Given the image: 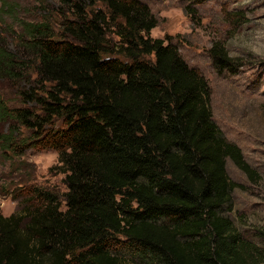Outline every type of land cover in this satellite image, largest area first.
Segmentation results:
<instances>
[{
	"label": "trees",
	"instance_id": "obj_1",
	"mask_svg": "<svg viewBox=\"0 0 264 264\" xmlns=\"http://www.w3.org/2000/svg\"><path fill=\"white\" fill-rule=\"evenodd\" d=\"M60 1L58 32L27 23L24 50L0 47V75L37 76L22 107L0 95V120L13 121L5 148L24 127L21 153H58L67 190L34 189L24 213L0 212V264H121V248L145 264H264L229 216L244 186L227 160L259 176L216 123L205 76L151 35L159 21L141 0ZM211 56L230 65L218 46Z\"/></svg>",
	"mask_w": 264,
	"mask_h": 264
},
{
	"label": "rangeland",
	"instance_id": "obj_2",
	"mask_svg": "<svg viewBox=\"0 0 264 264\" xmlns=\"http://www.w3.org/2000/svg\"><path fill=\"white\" fill-rule=\"evenodd\" d=\"M141 1L159 21L151 35L175 44L189 66L208 80L216 123L258 173L259 178L252 181L227 160L230 179L244 186L235 189L234 210L229 216L244 239L264 247V0ZM64 10L60 0H0V47L11 52L24 50L27 23L47 20L57 31ZM215 46L231 60L222 70L211 56ZM29 73L14 80L0 75V95L10 108L22 107L20 89L33 85L27 84V78H37L35 72ZM12 124L7 118L0 120V212L4 216L24 213L34 202V189L55 193L61 200L67 190L64 174L55 167V150L31 144L20 152L24 149L21 141L31 139L30 131L22 127V134L13 133L17 147L5 148L2 137L10 133ZM61 209L66 210L63 202ZM119 257L121 264L146 263L145 257L124 248Z\"/></svg>",
	"mask_w": 264,
	"mask_h": 264
}]
</instances>
